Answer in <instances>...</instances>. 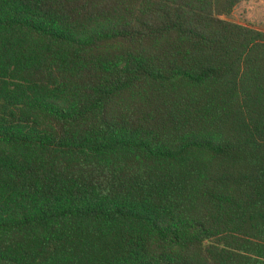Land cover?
Segmentation results:
<instances>
[{
    "label": "trees",
    "instance_id": "16d2710c",
    "mask_svg": "<svg viewBox=\"0 0 264 264\" xmlns=\"http://www.w3.org/2000/svg\"><path fill=\"white\" fill-rule=\"evenodd\" d=\"M241 1L0 0V264H264Z\"/></svg>",
    "mask_w": 264,
    "mask_h": 264
},
{
    "label": "rangeland",
    "instance_id": "374dc122",
    "mask_svg": "<svg viewBox=\"0 0 264 264\" xmlns=\"http://www.w3.org/2000/svg\"><path fill=\"white\" fill-rule=\"evenodd\" d=\"M226 17L264 31V0H243Z\"/></svg>",
    "mask_w": 264,
    "mask_h": 264
}]
</instances>
